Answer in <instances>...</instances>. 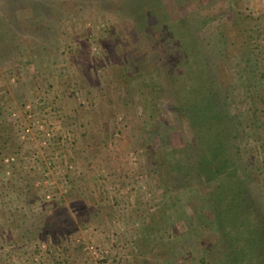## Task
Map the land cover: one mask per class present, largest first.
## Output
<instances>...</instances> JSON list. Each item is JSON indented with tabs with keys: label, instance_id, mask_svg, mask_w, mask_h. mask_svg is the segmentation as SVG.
Returning a JSON list of instances; mask_svg holds the SVG:
<instances>
[{
	"label": "rangeland",
	"instance_id": "1",
	"mask_svg": "<svg viewBox=\"0 0 264 264\" xmlns=\"http://www.w3.org/2000/svg\"><path fill=\"white\" fill-rule=\"evenodd\" d=\"M138 2L0 0V264H228L250 224L264 253V0ZM176 22L202 79L167 45ZM205 107L249 190L231 225Z\"/></svg>",
	"mask_w": 264,
	"mask_h": 264
},
{
	"label": "trees",
	"instance_id": "2",
	"mask_svg": "<svg viewBox=\"0 0 264 264\" xmlns=\"http://www.w3.org/2000/svg\"><path fill=\"white\" fill-rule=\"evenodd\" d=\"M131 1L132 3L133 1L138 2L137 0H131ZM146 1L148 2L149 0H139L138 2L139 6L141 7L144 6ZM145 15H142V16L144 17ZM158 25L159 23H157V26ZM170 27L171 29H169V32H171L170 33L171 36H170V40L166 41L167 45L171 44L173 46L171 50L172 51L174 50L175 52L178 53L179 58L181 59L182 62H187V65H188L187 68H189L190 71H192L191 75H194L195 77H199L200 79H202V77L199 76L200 75L199 72L202 73L204 69H203V66H200L198 62L199 57L197 56L199 55L198 52H200V49L197 43L187 42L186 40L182 39V29L183 28H180L179 22L171 23ZM205 81L203 80L204 84H205ZM193 83L197 84V82L194 80H193ZM192 91L193 90L188 91V93L190 94L189 98L190 100L195 101L196 96H194L191 93ZM203 95H204V92H202L200 89L198 93V96L200 97V99H198L199 101H201ZM204 101L205 100L203 99L200 102L201 104L198 105L199 108L202 107L203 105L202 102L204 103ZM195 109L196 108L193 107L192 110H195ZM204 111L209 115V117L207 118V120L203 117L204 120L202 121L204 123L200 125V128L201 129L205 127L208 128L207 131L209 132V134H205L203 137H198V141L200 142V145L204 147V149L202 148L203 149L202 152L204 154L203 163L205 166H207V169L209 170L211 174L220 175L216 178V181H217L216 192L213 194H214V197L218 200V204L220 205L219 215L221 217L220 216L219 217L224 220L225 225H228V224L231 225L230 222H232V220L230 221L229 218L232 217V219L234 220L236 214L233 211L234 210L233 206L232 207L230 206V202L233 199L240 198L241 200L244 199V202L248 205L249 201L246 199L245 196H247L246 194L249 193V190L247 189L248 186L242 183V179L238 175H235V174L233 175V171H228L230 170V167L232 164L231 163L232 160L229 157V150L227 146L225 145L226 144V132L228 131L227 129H223L224 127L219 129V124L221 120V119H218L219 113H217L213 108L206 109V107ZM212 127H215L217 130L211 131V130H214ZM229 200L230 202H228ZM238 221L236 222L234 221L233 225L234 226L237 224L241 225L242 223H245L247 221V218L241 219L239 223ZM219 224L221 225V227H223L222 223H219ZM250 228H252V224H250L249 229ZM249 229H248V232L250 231ZM248 232H245L243 236V239H244L243 241H241V239L238 237L239 238L238 244L235 242V245L233 246L231 243L232 246L226 248L227 254H225V256H226V259H227L226 261L228 264H235L234 261L238 262L240 255L245 252V246L252 247L254 246V244H256L255 240H253L252 238L251 239L253 240V245L251 244L250 242L251 235L249 236V234L251 233L250 232L248 233ZM237 236H239V234H235L234 237L236 238ZM227 240L229 244L231 242L230 238H228ZM225 243L226 245L224 247L228 246L227 242ZM250 251L252 253L253 259L254 258L258 259V262H259L258 264H261L262 260L264 259V253L257 255L253 247H252V250Z\"/></svg>",
	"mask_w": 264,
	"mask_h": 264
},
{
	"label": "built area",
	"instance_id": "3",
	"mask_svg": "<svg viewBox=\"0 0 264 264\" xmlns=\"http://www.w3.org/2000/svg\"><path fill=\"white\" fill-rule=\"evenodd\" d=\"M93 252L92 254H95V255H99L100 254V251H98V249H96L94 246L92 247H89Z\"/></svg>",
	"mask_w": 264,
	"mask_h": 264
}]
</instances>
